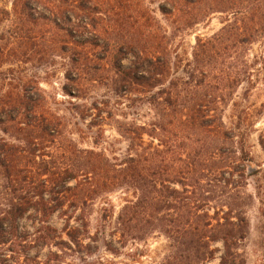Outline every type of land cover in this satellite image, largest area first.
<instances>
[{
  "label": "rangeland",
  "instance_id": "rangeland-1",
  "mask_svg": "<svg viewBox=\"0 0 264 264\" xmlns=\"http://www.w3.org/2000/svg\"><path fill=\"white\" fill-rule=\"evenodd\" d=\"M63 9L69 18L61 16ZM0 20V105L21 106L32 95L43 119L56 125L49 134L38 122L22 132L29 120L16 113L15 120L0 123V145L17 149L14 170L0 164V264H178L167 259L172 249L165 235L135 239L118 229L119 210L132 192L108 190L102 178L97 187V179L82 171L68 190L48 183L43 200L42 179L50 174H31L44 166L54 173L73 162L83 165L88 151L112 159L150 151L152 138L145 135V143L131 150L120 131L156 121L150 101L160 84L150 88L124 78L139 63L146 72L152 57L170 60L164 86L177 77L195 83L202 71L210 72L216 87L229 84L215 97L217 115L228 127L249 130L245 170L234 175L244 173L250 195L244 199L246 237L236 250L240 264H264V0H0ZM197 39L229 40L212 42L209 64L195 61ZM235 75L241 80L230 88ZM173 133L181 151L178 128ZM172 187L181 191L179 183ZM58 189L66 193L61 203ZM18 206L27 209L15 232L9 211ZM67 222L80 228L76 240L68 236ZM215 246L221 250L208 264H220L223 244Z\"/></svg>",
  "mask_w": 264,
  "mask_h": 264
},
{
  "label": "trees",
  "instance_id": "trees-1",
  "mask_svg": "<svg viewBox=\"0 0 264 264\" xmlns=\"http://www.w3.org/2000/svg\"><path fill=\"white\" fill-rule=\"evenodd\" d=\"M60 14L63 18H69L67 9L60 11ZM225 40L229 39H197L195 61L201 63L206 59L210 64L213 56L212 42ZM246 42L252 43L250 39ZM145 63L149 65L146 72L142 70L144 64L139 63L133 71L134 75L131 76L129 71L126 74L130 76L124 75V78L146 83L150 88H156L160 84L158 91L151 90L153 99L150 102L157 115L156 121L149 124V127L144 125L134 131L123 129L120 132L129 142L131 150L145 143V135L153 139L146 146L152 149L147 151L145 148L143 152L135 155L128 153L123 159H112L104 153L88 151L83 165L73 162L59 167V171L54 173L44 166L40 171L31 173L35 176L38 174V177L50 174L42 179L44 183L39 195L44 200L48 183L66 187L68 190L69 182L78 180L80 172L83 171V174L89 176V180L97 179V187L102 186V178L103 185L108 190L120 188L126 195L132 192L133 198L125 196V203L117 216V226L122 235L128 233L135 239H145L156 232L165 235L170 240L172 249L167 259L178 264H208L221 250L215 244L222 242L220 264H240V254L236 248L246 237L244 199L250 195L242 184L244 173H240L241 178L234 175L235 172L245 170V166L241 164L247 155L245 142L249 130L242 125L228 127L217 115L219 107L215 97L223 95L229 84L216 87L212 83L210 72L202 71V79L195 83L192 80V84H189L183 77H177L168 86H164L162 81L170 60L165 57H152ZM240 80L235 75L230 82V88L239 85ZM30 85L28 83L26 91ZM215 88H219V95H214ZM23 98L27 101L21 106L0 105V123L15 120L13 114L16 113V118L17 115L24 114L29 120L26 127L21 129L22 132L31 131L34 122H38L48 134L56 128L54 121L45 117L43 119V114L39 113L38 98L32 95ZM177 128L184 144L181 151L176 150L177 139L173 138L177 137V133H173ZM155 138L159 143L153 148ZM31 153L35 156V152ZM16 154L17 149L14 146L1 144L0 164L3 163L11 170L13 167L14 170L17 165L13 163L12 157ZM173 183H179L181 191L173 188ZM78 186L79 183L75 188ZM87 189L81 190V200L90 196ZM90 191L95 192L93 189ZM63 192L64 189L57 190L56 199L59 203L66 197ZM43 204L46 212H53L52 207H47L44 202ZM26 209L27 207L18 206L9 211L15 232L17 218ZM171 209H176L178 216L171 217ZM47 229L58 231L55 227L48 226ZM65 230L72 240H76L80 228L70 227L67 222ZM109 250L115 251L113 247Z\"/></svg>",
  "mask_w": 264,
  "mask_h": 264
}]
</instances>
